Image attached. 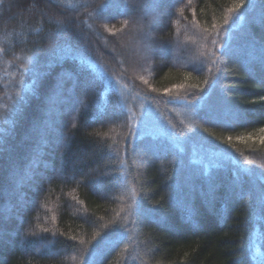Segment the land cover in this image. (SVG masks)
Returning <instances> with one entry per match:
<instances>
[{"label":"trees","instance_id":"obj_1","mask_svg":"<svg viewBox=\"0 0 264 264\" xmlns=\"http://www.w3.org/2000/svg\"><path fill=\"white\" fill-rule=\"evenodd\" d=\"M173 1L0 0L4 264H264V0Z\"/></svg>","mask_w":264,"mask_h":264},{"label":"rangeland","instance_id":"obj_2","mask_svg":"<svg viewBox=\"0 0 264 264\" xmlns=\"http://www.w3.org/2000/svg\"><path fill=\"white\" fill-rule=\"evenodd\" d=\"M175 1H177V0H174L173 2H175ZM167 13H168V11L167 12H165L164 14H162L161 15V17H165L166 15H167ZM163 54H165L164 53V51H162V50H156L155 51V55H156V57L157 58H159V59H161L160 57H163ZM162 60V59H161ZM59 106H64V104H62V105H59ZM67 106H69V104L67 103ZM63 109V108H62ZM47 137L48 135L47 134H45L44 135V137ZM50 141L52 142L51 143V147H53V148H57V147H60V145H61V142H60V140H59V138H51L50 139ZM42 144V145H41ZM45 145V143L44 142H42V143H40V145L37 147V149L36 150H34V153H37V154H39V153H41V149H43L42 147ZM29 209H30V206H27V205H25L24 204V206H23V208H21L20 210L22 211V214L24 215L25 213H27L28 211H29ZM3 237V236H2ZM7 236H4V239H8V241H10V243L9 244H7L6 242H3V241H0V246H1V248H2V250L0 251L2 254L0 255V264H4L5 263V258L2 256L3 255V252L5 253V250H6V252L7 253H11V251L13 250L12 249V246H13V240L11 239V237L10 238H6Z\"/></svg>","mask_w":264,"mask_h":264}]
</instances>
